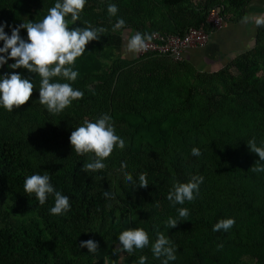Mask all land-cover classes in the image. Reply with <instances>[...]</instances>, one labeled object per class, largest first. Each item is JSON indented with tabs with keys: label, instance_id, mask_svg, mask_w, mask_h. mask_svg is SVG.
Masks as SVG:
<instances>
[{
	"label": "rangeland",
	"instance_id": "obj_1",
	"mask_svg": "<svg viewBox=\"0 0 264 264\" xmlns=\"http://www.w3.org/2000/svg\"><path fill=\"white\" fill-rule=\"evenodd\" d=\"M0 1L4 2L0 4V23L12 27L42 20L56 2ZM108 4L117 5L116 16L109 17ZM212 7L225 21L264 13V0H182L173 6L161 0H87L75 25L83 26L82 22L88 21L107 32L100 40L90 41L85 53L77 58L74 70L79 71V77L72 86L90 90L94 99L85 104L74 101L59 115L49 114L39 103L38 75L23 68L0 67V75L17 71L34 84L32 97L25 105L12 112L0 107V136L6 142H18L17 151L31 165L32 174H41L48 164L70 161L75 154L70 134L86 118L95 120L102 113L110 114L116 134L126 141L124 150L114 149L104 161V174L95 179V189L106 188L114 199L109 198L83 225L65 228L77 237L82 231L92 240L100 238L92 264H109L120 232L135 227L148 232L150 245L131 255L118 253L117 264H137L141 255L147 257L146 264H161L151 252L154 226H159L176 246V261L180 264H198L199 260L209 264H260L256 257L264 255V246L256 242H264V172L250 170L259 157L249 151L247 141L253 137L258 145L264 141V27L253 24L249 45L207 70L164 56H147L149 60L144 61L126 55L123 49L125 39L137 31L203 23ZM118 18L126 21L125 28L113 32ZM66 20L73 25L70 15ZM166 22L177 25L164 27ZM4 30L11 35L10 27ZM20 34L26 38V29ZM193 147H198L202 155H191ZM91 155H82V165L90 162ZM122 162L134 179H138V173H146L149 185L132 189L124 180ZM194 174L204 176L198 201L172 207L166 197L173 181L186 182ZM124 192L139 211L123 202ZM13 202L10 192L5 191L0 198V229L7 231L11 240L15 239L18 224L29 227L37 222L43 226L35 213L18 214ZM244 203L259 208L262 219ZM177 207L188 208L190 215L175 228H166L164 221L169 216L178 217ZM228 217L235 218L236 223L223 231V236L232 243L220 249V243L207 240L193 228L199 218L208 220L209 235L218 240L220 231L213 232V225ZM43 236L46 241L52 240L47 231ZM59 256L72 264H85L86 260L83 248L53 241L48 264H55ZM4 259L11 261L14 257ZM18 259L28 260L23 256Z\"/></svg>",
	"mask_w": 264,
	"mask_h": 264
},
{
	"label": "clouds",
	"instance_id": "obj_2",
	"mask_svg": "<svg viewBox=\"0 0 264 264\" xmlns=\"http://www.w3.org/2000/svg\"><path fill=\"white\" fill-rule=\"evenodd\" d=\"M87 0H56L55 4L47 11V15L40 21L23 22L15 27L7 22L0 23V67L7 65L10 69H26L29 73H35L40 77L39 103L52 115H59L74 101L83 99L84 92L74 89L73 83L79 77V71L74 70L78 57L86 51L90 41H98L107 32L104 27H94L90 22L83 21V26L69 27L66 17L70 15L72 24L80 20ZM119 9L115 4L107 5L109 17L116 16ZM240 23L254 24L257 28L264 27V13L256 15H245L241 17ZM126 21L118 18L112 26L113 32L125 28ZM5 27L11 28V35L5 32ZM21 29H26L27 37L20 34ZM154 38L153 34L141 33L139 31L125 39L123 44L124 53L133 58L140 52L148 49V42ZM14 62L9 64L8 61ZM34 84L30 77L20 72H5L0 75V107L12 112L25 105L32 97ZM70 144L77 155L92 154L89 161L83 163L81 171L97 172L106 168L104 161L112 154L114 149L124 150L126 141L116 134L113 117L108 113H102L95 120L84 119L82 124L75 127L71 132ZM249 151L258 155L257 160L250 168L254 173L264 172V141L258 145L256 138L247 141ZM191 155L199 157L202 155L198 147L191 149ZM127 165L122 162L121 171L126 183L132 185V189L146 188L149 185L146 173H138V179L126 171ZM204 182V176L194 174L186 182L174 180L169 189L166 199L172 207L184 205L185 202H193L200 192V185ZM24 192L35 195L40 205L47 202L49 196L54 197V206L49 208V214L53 216L65 215L70 211L69 197L57 191L50 182V176L39 173L28 175L24 180ZM106 198H113L114 194L105 191ZM159 205L157 204V207ZM177 218L169 216L164 225L166 228H175L180 221H186L190 211L186 207H177ZM236 221L233 217L218 220L212 228L213 232L229 231ZM155 228V240L151 242V252L155 259L161 264H169L175 261L176 246L172 241ZM119 244L113 249V255L127 252L131 255L134 250H142L150 245L148 232L140 227L128 228L118 235ZM80 248L86 247L89 253L98 251V242L89 239L81 241ZM223 244H218L220 249ZM147 257L141 255L137 264H146Z\"/></svg>",
	"mask_w": 264,
	"mask_h": 264
},
{
	"label": "trees",
	"instance_id": "obj_3",
	"mask_svg": "<svg viewBox=\"0 0 264 264\" xmlns=\"http://www.w3.org/2000/svg\"><path fill=\"white\" fill-rule=\"evenodd\" d=\"M163 4L173 6L182 0H161ZM0 4L4 5L3 1ZM241 17H238L239 19ZM76 25H70L73 27ZM187 26H201L205 27V19L203 23L194 25L188 24L178 29L156 28L152 30L168 31V32H181ZM151 31V30H150ZM149 31H147L148 33ZM145 33V32H141ZM24 75V74H22ZM26 76V75H24ZM83 99L76 101L80 104H85L93 100V95L90 90H84ZM264 109V104H261ZM145 123V122H144ZM18 142H6L4 137L0 136V198L5 194V191L10 192V197L16 204L18 214L35 213L41 217L43 226H39L37 222H32L29 227L24 224L17 225V234L15 239L11 240L7 231L0 229V264H48V258L53 241L62 244H68L75 248H80L81 241L91 239L88 234L82 231L79 237L66 232L65 228L69 225L78 227L83 225L88 220L89 216L96 212L103 204L109 199L104 196V192L108 191L106 188L95 189V179L102 176L104 172H83L81 171L82 155H72L69 162L65 164H58L56 166L46 165L41 175L47 174L50 176V182L53 184L57 191L63 195H67L70 199L71 209L65 215L53 216L49 214V208L54 206V197L49 196L44 205H40L35 195H28L24 192V180L28 175H32V167L29 162L22 158L17 151ZM264 163V162H261ZM95 189V190H94ZM94 190V192H93ZM109 192V191H108ZM263 197V196H262ZM195 201H198L197 198ZM123 202L132 207L135 211H139L137 205L129 198L127 192H124ZM245 206L251 211L255 212L259 219H262L260 209L253 208L247 203ZM57 222V225L55 224ZM194 230L200 233L207 240L220 244L232 243L231 240L225 239L223 231L219 232L218 240L212 239L209 235L211 224L208 220L199 218L196 225L193 226ZM47 231L51 236V241H46L43 234ZM154 240L156 238L155 232L153 233ZM94 241L100 242V238H93ZM154 242V241H153ZM257 246H264L263 241L256 242ZM86 252L85 264H92L91 259L94 254L89 253L86 247L83 248ZM13 256V260H5V257ZM23 256L28 260L19 261L18 257ZM195 256L198 255L195 253ZM258 257V258H257ZM258 263L264 264V255L257 256ZM200 259V257H199ZM55 264H72L70 261L59 256ZM109 264H117L116 256L113 255ZM134 264V263H133ZM169 264H180L179 262L170 261ZM198 264H209L205 261L199 260Z\"/></svg>",
	"mask_w": 264,
	"mask_h": 264
},
{
	"label": "crops",
	"instance_id": "obj_4",
	"mask_svg": "<svg viewBox=\"0 0 264 264\" xmlns=\"http://www.w3.org/2000/svg\"><path fill=\"white\" fill-rule=\"evenodd\" d=\"M240 19L225 20L220 29L211 32L205 45L187 49L181 61L195 69L207 70L220 66L236 52L244 50L250 43L253 24L242 25ZM175 25L177 24L166 22L164 27ZM153 56L148 58L151 59ZM148 58L143 60H149Z\"/></svg>",
	"mask_w": 264,
	"mask_h": 264
},
{
	"label": "built area",
	"instance_id": "obj_5",
	"mask_svg": "<svg viewBox=\"0 0 264 264\" xmlns=\"http://www.w3.org/2000/svg\"><path fill=\"white\" fill-rule=\"evenodd\" d=\"M205 27L187 26L181 32L151 30L154 38L148 42V49L136 55L139 59L147 56H164L170 60H182L183 54L189 48L201 47L208 41L211 32L220 29L225 21L219 11L209 8L205 16Z\"/></svg>",
	"mask_w": 264,
	"mask_h": 264
}]
</instances>
